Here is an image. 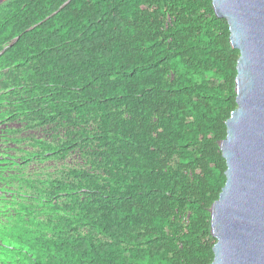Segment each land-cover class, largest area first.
Returning a JSON list of instances; mask_svg holds the SVG:
<instances>
[{"label": "trees", "instance_id": "1", "mask_svg": "<svg viewBox=\"0 0 264 264\" xmlns=\"http://www.w3.org/2000/svg\"><path fill=\"white\" fill-rule=\"evenodd\" d=\"M229 36L212 0L0 3V264H209Z\"/></svg>", "mask_w": 264, "mask_h": 264}, {"label": "water", "instance_id": "2", "mask_svg": "<svg viewBox=\"0 0 264 264\" xmlns=\"http://www.w3.org/2000/svg\"><path fill=\"white\" fill-rule=\"evenodd\" d=\"M212 6L227 21L239 57L236 107L219 142L226 181L209 209L215 239L209 264H264V0H212Z\"/></svg>", "mask_w": 264, "mask_h": 264}, {"label": "flooded vegetation", "instance_id": "3", "mask_svg": "<svg viewBox=\"0 0 264 264\" xmlns=\"http://www.w3.org/2000/svg\"><path fill=\"white\" fill-rule=\"evenodd\" d=\"M10 126L11 125L7 124L6 122L0 123V146H2L3 143H8L7 139H9L10 135L7 134L6 131L8 128H10ZM8 158H12V157H8Z\"/></svg>", "mask_w": 264, "mask_h": 264}, {"label": "rangeland", "instance_id": "4", "mask_svg": "<svg viewBox=\"0 0 264 264\" xmlns=\"http://www.w3.org/2000/svg\"><path fill=\"white\" fill-rule=\"evenodd\" d=\"M1 1V0H0ZM73 158V157H72ZM70 160V159H69Z\"/></svg>", "mask_w": 264, "mask_h": 264}]
</instances>
